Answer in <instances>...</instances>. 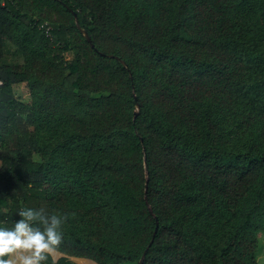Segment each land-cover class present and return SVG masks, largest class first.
<instances>
[{"label":"trees","instance_id":"trees-1","mask_svg":"<svg viewBox=\"0 0 264 264\" xmlns=\"http://www.w3.org/2000/svg\"><path fill=\"white\" fill-rule=\"evenodd\" d=\"M0 82V224L67 214L58 251L96 264H259L264 0H0Z\"/></svg>","mask_w":264,"mask_h":264},{"label":"clouds","instance_id":"clouds-1","mask_svg":"<svg viewBox=\"0 0 264 264\" xmlns=\"http://www.w3.org/2000/svg\"><path fill=\"white\" fill-rule=\"evenodd\" d=\"M12 227L0 224V264H45L62 243L67 214L26 208Z\"/></svg>","mask_w":264,"mask_h":264},{"label":"rangeland","instance_id":"rangeland-1","mask_svg":"<svg viewBox=\"0 0 264 264\" xmlns=\"http://www.w3.org/2000/svg\"><path fill=\"white\" fill-rule=\"evenodd\" d=\"M4 56L3 63L7 64H15L22 62V54L19 52L15 46L11 45L8 42L4 44ZM71 54H65V57L69 58ZM257 238V246H256V258L259 264H264V227L256 232ZM65 256L69 259L73 264H96L94 261L84 257H74V256H66L61 252H57L55 256V261L61 257ZM52 259V258H51Z\"/></svg>","mask_w":264,"mask_h":264},{"label":"built area","instance_id":"built-area-1","mask_svg":"<svg viewBox=\"0 0 264 264\" xmlns=\"http://www.w3.org/2000/svg\"><path fill=\"white\" fill-rule=\"evenodd\" d=\"M49 30H50V27H49V26H47V27H46V34H47V35H49V34H50V33H49ZM0 83H1V82H0Z\"/></svg>","mask_w":264,"mask_h":264},{"label":"water","instance_id":"water-1","mask_svg":"<svg viewBox=\"0 0 264 264\" xmlns=\"http://www.w3.org/2000/svg\"><path fill=\"white\" fill-rule=\"evenodd\" d=\"M74 16L76 17V15L74 14ZM85 34V33H84ZM85 36H86V39L89 41V37L85 34ZM146 188H147V186L145 185V192H146Z\"/></svg>","mask_w":264,"mask_h":264}]
</instances>
